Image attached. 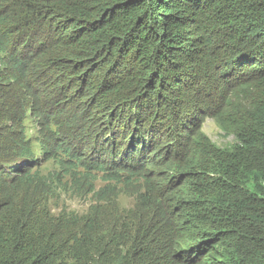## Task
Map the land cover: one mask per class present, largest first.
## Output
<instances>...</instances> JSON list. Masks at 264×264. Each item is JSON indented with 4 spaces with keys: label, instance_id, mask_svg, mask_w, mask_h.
Instances as JSON below:
<instances>
[{
    "label": "trees",
    "instance_id": "1",
    "mask_svg": "<svg viewBox=\"0 0 264 264\" xmlns=\"http://www.w3.org/2000/svg\"><path fill=\"white\" fill-rule=\"evenodd\" d=\"M0 264H264V0H0Z\"/></svg>",
    "mask_w": 264,
    "mask_h": 264
},
{
    "label": "rangeland",
    "instance_id": "2",
    "mask_svg": "<svg viewBox=\"0 0 264 264\" xmlns=\"http://www.w3.org/2000/svg\"><path fill=\"white\" fill-rule=\"evenodd\" d=\"M203 130L206 135L211 139V141L219 147L229 148V146L231 147L235 143L233 136L229 137L225 135V133L218 126V124L212 119H208L206 121ZM29 136L34 139L37 137V135L33 131H30ZM35 150L37 151V153H39V148L36 143ZM53 169V165L51 163H48L45 164V166L42 168V171L44 173H47L48 171H52ZM98 185L103 186L102 183H99ZM135 192L136 190H127L126 188L123 189V197L121 198V205L123 207L129 208L134 205L133 194H135ZM92 202L93 199L91 197L81 199L75 198L71 194H63L59 196L54 202H52V206L54 211H56L57 213L67 211V213L70 214L77 213L79 215H85L90 209Z\"/></svg>",
    "mask_w": 264,
    "mask_h": 264
},
{
    "label": "clouds",
    "instance_id": "3",
    "mask_svg": "<svg viewBox=\"0 0 264 264\" xmlns=\"http://www.w3.org/2000/svg\"><path fill=\"white\" fill-rule=\"evenodd\" d=\"M214 121V120H213ZM215 122V121H214ZM206 123V122H205ZM205 125V124H204ZM203 129H204V127H203ZM203 132H204V130H203ZM205 133V132H204ZM206 134V133H205ZM231 137V136H230ZM210 139V138H209ZM211 140V139H210ZM218 146V145H217Z\"/></svg>",
    "mask_w": 264,
    "mask_h": 264
}]
</instances>
